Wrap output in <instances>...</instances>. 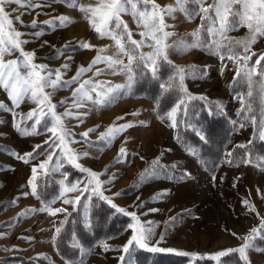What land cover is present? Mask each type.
<instances>
[{
    "label": "rangeland",
    "instance_id": "obj_1",
    "mask_svg": "<svg viewBox=\"0 0 264 264\" xmlns=\"http://www.w3.org/2000/svg\"><path fill=\"white\" fill-rule=\"evenodd\" d=\"M40 2L41 0H34V3ZM80 2L95 4V0H80ZM156 2L161 6L174 4V0H156ZM190 7H194V5H190ZM13 9H15L14 12ZM6 10L12 13L10 18L13 20L16 16H21L26 24L33 19L38 21L39 26L36 30L42 29L44 34L38 40L26 37L33 42L25 45V50L35 49L38 56L36 62L48 64L53 69L68 63L70 68L62 69L64 79H70L75 75L80 66L87 67L100 48H107V51L100 53L101 55H112L115 52L114 42L108 38H100L90 28L84 14L78 9L53 3L51 7L35 8L30 12L27 8L17 4L7 6ZM37 13L41 14L37 15ZM61 14L74 19L75 23L70 24L67 28L55 30L43 24V21ZM122 19L133 30V38L139 40L137 25L132 16L124 14ZM167 22L175 25L169 31L178 34L171 40L183 38L189 43L192 42L193 37L185 36V34L195 31L201 24L199 16L189 22L179 11L175 13V19L168 18ZM83 25L85 28L87 25L86 36L77 35L79 31L76 28L84 27ZM14 26L20 31H32V29L21 27L19 23H15ZM73 34L77 36L74 37ZM228 35L242 39L247 35V29L241 27ZM44 41H48V45L40 48V44ZM80 41L93 42L94 44L91 45L94 47L77 49L74 52L70 48L59 59H47V57L55 55L56 49L61 48L65 43L70 42L75 47ZM51 45H55V49ZM142 51L150 52L151 49L143 48ZM252 51L260 52L259 55L264 54V38H260L252 46ZM68 56H71L72 59H66ZM168 57L174 64L180 66L196 65L201 69L208 66L205 78L186 79V87L192 95L206 97V100L211 102L214 107L219 103L223 109L220 112L226 115L230 123L239 119L237 111L241 108L240 100L234 98L229 91L233 77L236 75V66L232 61L227 58L221 61L219 55L209 54L200 48L192 49L184 54L169 49ZM15 58V56L5 57V59ZM123 59L126 63L127 58L123 57ZM249 63L251 64V61ZM261 64H264V61H261ZM97 69L101 70L100 75H94ZM89 78L105 82L106 87L125 85L128 82L125 74L119 72L112 74V70L108 69L104 63L94 65L91 71L81 76L79 82ZM77 86L78 84H73L67 89L56 91L52 98L53 103L59 104L61 100L70 98L73 89ZM245 90L247 91L246 86ZM93 96L95 97V93ZM0 102L10 104L7 94L2 88H0ZM33 107L35 105L25 101L16 111L26 114ZM65 108L76 111L69 101L63 107H58L57 112L63 113ZM79 111H88L89 113L83 123L72 118L64 119L65 126L76 134L77 142L71 143L69 146L77 153L85 151L89 153L87 157L81 156L78 162L85 168L103 173L100 176L101 181H109L110 178L115 177L110 183L104 185L105 195L112 199L118 207L125 208L128 212H136L142 221L154 222L152 226L156 233L155 239H159L161 233H166L165 239L158 245L159 247L197 253V258H209L210 255L218 251L240 246L243 241L238 237H243L249 234L253 227H258L261 218L264 217V168H258L251 163L236 166L226 162L229 159L226 154L231 151L233 146L248 144L252 140L253 126L251 123H248L244 128L234 127L225 149L223 163L215 173L208 174L190 154L178 147L173 138V129L168 126L169 121L166 118L161 120L155 116L152 102L143 97H132L131 90L126 88L120 90L117 93V98L108 107L97 109V106L88 102L87 106ZM134 113L135 115H133ZM117 117H124V119L117 120ZM0 120L4 121L3 125H0V234H4L0 235V264H22L20 261L12 263L5 258L8 256L22 258L27 262L32 261L34 264H66L68 261L63 260L55 251L52 245V236L55 227L61 226V221L73 209V206L65 205L62 199H57L54 204H51V207L64 208L67 209V212L51 216L48 212L39 211L45 205L31 194L25 197L23 193H30L27 182L31 177V167L33 164L38 165L45 159V156H40L38 160L25 164L9 154L11 151L21 155L31 152L34 145L42 144L51 134L31 136L19 134L12 127V115L6 111L0 112ZM139 121L146 122L147 126L140 125ZM114 122L117 125L133 122L135 126L121 133L110 145L105 146L99 140L100 134ZM28 123L30 125L31 121ZM93 127L96 130L89 133L88 139L96 140L97 145H89L83 141L84 138L79 139L81 133ZM121 146L126 148L128 156L126 162L118 163L116 157ZM45 147L47 146L45 145ZM57 152H59L58 149ZM156 159H159L160 164L168 166L169 175L172 171L176 173L187 171L191 177L180 180L179 175L176 176V179H166L163 175L152 176L151 165L152 161ZM55 161L56 157L54 156L53 162ZM64 165L69 164L64 161ZM172 165L179 167L172 169ZM146 170L148 176L142 183H138V179ZM38 173H40L39 169ZM52 176L57 182L62 179L60 172ZM213 176H215V180H213ZM73 179V182L77 181L74 176ZM77 179L86 182L87 173H82L81 178ZM234 183L235 187H233ZM162 189L170 190L169 194L162 199L153 200V195ZM114 193L121 194L116 196ZM75 195L78 193L67 194L68 198H73ZM245 199L255 206V212L242 206V201ZM13 200L15 203H10ZM141 202H143V206L139 207ZM30 209L36 211L29 212L26 216L21 215ZM150 209H158V211L150 212ZM144 213L146 215H142ZM170 217H176V220L170 221ZM7 220L8 224H3ZM130 235L131 229L127 228L120 236L98 242L90 248L76 247L78 241L72 237L70 246L78 250L79 256L71 264H119L118 257L122 253L116 249L121 248ZM28 237L32 239H26ZM103 243H107L111 250L105 251L102 247ZM169 254L178 256L175 253ZM248 255L250 264H264V251H249Z\"/></svg>",
    "mask_w": 264,
    "mask_h": 264
},
{
    "label": "snow or ice",
    "instance_id": "obj_2",
    "mask_svg": "<svg viewBox=\"0 0 264 264\" xmlns=\"http://www.w3.org/2000/svg\"><path fill=\"white\" fill-rule=\"evenodd\" d=\"M53 3H60L65 7L78 9L84 14V18L88 21L90 28L98 34L100 38H108L114 42L115 52L112 55H101L107 51V48H100L97 55L87 66H80L70 79H64L63 70H68L70 65L64 63L60 68H50L48 64L37 63V53L33 49L25 50V45L33 41L26 37L39 39L43 34V30L37 31L38 21L33 19L30 23H25L21 16H16L13 20L10 18L12 13L6 10L7 6L17 4L20 7L27 8L29 12L35 8L51 7ZM194 5V7H190ZM15 9H13V12ZM179 11L185 16L189 22L200 17V26L191 33H186L185 36H192L191 43L183 38L171 40L172 37L178 34L174 31H169L175 27L167 22L168 18L175 19V13ZM41 13H37L40 15ZM124 14H130L135 21L140 39H134L133 30L129 24L122 19ZM19 23L21 27L32 29V31L24 32L18 30L14 24ZM75 23V20L67 15L53 16L43 24L51 29L67 28L70 24ZM241 27L247 29V35L242 38H235L228 35L230 32L237 31ZM260 38H264V0H174V4L161 6L156 0H95V4H84L80 0H41L40 3H34V0H0V88H2L8 97L10 104L0 102V112H8L12 115V127L23 136L42 135L50 133L42 144L33 146L31 152L18 154L11 151L9 154L25 164L31 161L38 160L40 156H45V159L40 161L38 165L33 164L31 167V177L28 180L30 193L25 192L23 196L29 194L42 199L38 191V175L42 174L45 177H51L53 174L60 172L62 179L57 183L60 191L57 197L51 201H43L44 207L39 211L48 212L51 216H56L57 213L67 212L64 208H52L57 199H62L65 205H72L73 208L82 204V197L85 203L83 207L85 214L83 217V226L85 228L92 227V220L89 215V204L92 197H97L100 201H104L111 206L117 213H122L131 217L132 222L127 225L131 229V235L126 243L119 249L122 254L118 257L119 264H136L134 260V252L136 249L146 250L152 253H175L182 257H192L196 259L197 253H189L187 251H177L173 248H163L158 245L164 241L166 233H161L159 239H155L156 233L152 226V221H142L136 212H128L125 208L118 207L112 199L105 195L106 189L104 185L109 181H101L100 176L103 173H98L91 169L83 167L78 161L81 156H89L88 152L77 153L69 145L76 143V134L71 129L65 126L64 119L72 118L80 123L84 122V118L89 114L88 111H79L87 106L88 102L97 106V109L110 106L117 98V93L122 89L131 90L138 76L142 77L146 74H151L153 80H159L160 62H166L173 69L172 75L167 81L159 84L160 97L166 94H174L175 99L172 106L164 113L158 112V118L169 121V127L173 130H178L183 126L184 130H191L201 142L209 143L207 135L204 133L201 126L193 124L189 121V106L191 101L195 99L204 100V96L192 95L185 85L186 79H203L207 75V67L203 69L196 65H175L168 57V50L172 49L179 54L187 53L195 48H200L207 51L209 54L219 55L221 61L225 58L232 61L236 66V75L233 77V86L244 83L247 87L246 92H238L234 94V98L240 100L241 108L237 111L238 120L231 121L232 125L244 128L248 123L253 126V138L247 145H237V148L245 149L242 156H236L233 152H228L226 155L229 159L227 163L232 164L238 161L239 164H249L253 158H258L264 162V156L259 153L255 154L250 146L254 140L264 143V54H260L254 63L250 64L253 56L257 53L252 51V46L257 43ZM48 41L40 44V48L48 45ZM55 49V45H51ZM94 46L86 41H80L73 47L70 42L65 43L61 48L56 49L55 55L47 57V59L55 60L64 56L71 48L74 52L77 49H91ZM143 48H150V52L142 51ZM223 50V51H222ZM18 54V55H17ZM7 56H15V59H5ZM123 57L127 58V62ZM66 59H72L71 56ZM104 63L107 68L112 70V74L117 72L127 76V84L105 86V82L94 81L89 78L79 82L81 76L92 70L96 64ZM101 70L97 69L94 75H100ZM73 84L78 86L73 89L70 98L61 100L59 104L53 103V96L56 91L67 89ZM95 93V97L93 96ZM25 101L35 105L26 114L18 113L16 109ZM71 101L76 111L71 108H65L63 113H58L57 108L63 107ZM159 104V100H157ZM216 110L222 111V107L217 103ZM209 115L213 114V108H208ZM135 115V113L133 114ZM19 117V120H17ZM124 117H117V120H123ZM29 121L31 124L29 125ZM4 121L0 120V125ZM142 126H147L146 122H138ZM23 125V126H22ZM133 122L124 124L110 125L105 132L100 134L99 140L108 146L121 133L134 127ZM98 127V126H97ZM96 130L95 127L89 128L87 131L80 134L82 138L89 144L94 142L87 140L89 133ZM174 139L183 143V137L178 133ZM45 145L47 147H45ZM57 149L59 152H57ZM185 150L193 157L198 156V152L194 147L186 145ZM56 161L53 162V157ZM128 153L125 147L121 146L116 157V161L126 162ZM143 159V157H141ZM64 161L75 167L82 173H87V181H70L68 173L61 172L64 166ZM152 176L163 175L166 179H176V172L172 171L169 175L168 166L162 165L159 159L152 161ZM178 165H172L175 169ZM38 169L40 173H38ZM148 176L146 170L138 183H142ZM191 174L187 171L180 173V180L190 178ZM239 179V178H237ZM215 180V176H213ZM83 184V186H81ZM236 184H233L235 187ZM170 190L162 189L160 192L153 195L152 199H162L169 194ZM259 192V189H258ZM68 193H78L73 198H68ZM85 193H89L85 196ZM121 193H114L119 196ZM139 200V197H137ZM15 203V200L10 201ZM139 207L143 206L141 202ZM242 206L251 212H255V206L247 199L242 201ZM35 209L26 210L21 213L26 216L29 212H35ZM150 212L158 211V209H150ZM146 215V213L142 214ZM259 215V213H257ZM170 221H175L176 217H170ZM64 221H61V226ZM62 227H55V233L52 236V241L55 243L60 235ZM4 235V234H0ZM233 235H236L233 233ZM26 239H32L28 237ZM243 242L236 248H228L216 252L209 256V259L223 264L221 258L228 257L233 253H238L244 264H250L249 251L261 252L264 248L255 244L257 239H264V217L261 218L259 228L253 227L249 234L238 237ZM153 241H155L153 243ZM76 247H81L76 245ZM102 247L105 251L111 250L107 243H103ZM7 250V249H5ZM15 250V249H13ZM202 259V257H200ZM66 264H71L70 261Z\"/></svg>",
    "mask_w": 264,
    "mask_h": 264
},
{
    "label": "trees",
    "instance_id": "obj_3",
    "mask_svg": "<svg viewBox=\"0 0 264 264\" xmlns=\"http://www.w3.org/2000/svg\"><path fill=\"white\" fill-rule=\"evenodd\" d=\"M257 56L260 52H256ZM253 56L252 61L257 57ZM251 61V64H252ZM176 65V64H175ZM173 69L166 62H160L159 69V80H153L151 74H146L142 77L138 76L131 88V96L134 98L143 97L152 102L155 116L158 118V112L160 114L166 112L171 106L175 99L174 94H166L164 97H160L159 84L163 81H167L172 75ZM245 84L240 83L233 86V81L230 84L229 91L232 96L238 92H246ZM159 100V104L157 103ZM213 108V114L209 115L208 108ZM189 121L193 124H198L202 127L204 133L207 135L209 143L205 144L199 140V138L191 131H185L183 126L178 130H173V138L179 133L183 137V143L174 139L178 147L186 151V145H190L195 148L198 152L195 159L197 164L202 167L208 174H213L219 168L221 163L224 161V153L227 147V143L232 136L234 126L227 119L226 115L216 110L214 105L208 100L195 99L191 101L189 106ZM160 119V118H159ZM79 139H83L82 137ZM87 140H90L87 138ZM84 142L85 139L83 140ZM94 143L89 145H97L96 140H90ZM247 145V144H244ZM251 150L264 156V143L254 140L250 146ZM187 152V151H186ZM236 156H242L245 152L243 148H237V145L231 148V151ZM188 153V152H187ZM189 154V153H188ZM238 161H234L231 165L237 166ZM250 164V163H249ZM252 165H256L258 168H264V162H261L258 158H253ZM239 165H242L239 164ZM67 172L69 180L73 181L81 178L82 172L73 166L64 165L62 172ZM180 173V172H179ZM179 173H176L179 175ZM37 183L39 185L38 191L42 199L39 201L44 205L43 201H51L59 194V185L53 176L45 177L42 174L38 175ZM123 193V192H121ZM89 193H85L88 196ZM82 204L77 205L64 217V223L62 231L57 237L55 243H53L54 249L57 254L67 261H75L78 259V250L70 246L72 237L78 241V245L90 248L95 246L98 242H104L112 238L120 236L126 229L127 225L131 223V217L126 216L122 213H117L111 208L109 204L104 201H100L97 197H92L91 201H87L89 204V215L92 220V227L85 228L83 226V217L85 209L83 207L84 198L82 197ZM261 223V222H260ZM260 223L257 228H259ZM55 233V232H54ZM255 244L261 248H264V239H257ZM12 263L20 261L22 264H34L32 261H24L22 258L9 257L6 258ZM223 264H244L240 259L238 253H233L228 257L221 258ZM134 260L136 264H217L209 258H196L181 257L171 255L169 253H152L146 250L136 249L134 252Z\"/></svg>",
    "mask_w": 264,
    "mask_h": 264
},
{
    "label": "bare ground",
    "instance_id": "obj_4",
    "mask_svg": "<svg viewBox=\"0 0 264 264\" xmlns=\"http://www.w3.org/2000/svg\"><path fill=\"white\" fill-rule=\"evenodd\" d=\"M83 26H84V25H83ZM78 27H79V26H78ZM78 27L76 28V29H78V31H79L77 35L86 36V34H87V32H86V31H87V30H86V29H87V25H86V28H85V26H84V27H81V26H80L79 28H78ZM70 33H71V32H70ZM63 34H64V33H63ZM59 35H61V34H59ZM59 35H58V36H59ZM73 35H74V34H73ZM77 35H74V37H76ZM64 36H65V35H64ZM52 38H53V37H52ZM50 39H51V37H50ZM51 41H52V40H51ZM89 43H90V44H94L93 42H89ZM83 54H84V53H83ZM83 54H82V55H83ZM111 111H112V110H111ZM113 112H114V111H113Z\"/></svg>",
    "mask_w": 264,
    "mask_h": 264
},
{
    "label": "crops",
    "instance_id": "obj_5",
    "mask_svg": "<svg viewBox=\"0 0 264 264\" xmlns=\"http://www.w3.org/2000/svg\"><path fill=\"white\" fill-rule=\"evenodd\" d=\"M4 223H5V224H8V220H7V221H4L3 224H4ZM5 258H9V256H8V257H5Z\"/></svg>",
    "mask_w": 264,
    "mask_h": 264
}]
</instances>
